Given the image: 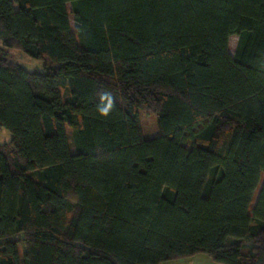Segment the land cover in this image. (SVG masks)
<instances>
[{
	"label": "trees",
	"instance_id": "16d2710c",
	"mask_svg": "<svg viewBox=\"0 0 264 264\" xmlns=\"http://www.w3.org/2000/svg\"><path fill=\"white\" fill-rule=\"evenodd\" d=\"M2 128L0 264H264V0H0Z\"/></svg>",
	"mask_w": 264,
	"mask_h": 264
},
{
	"label": "rangeland",
	"instance_id": "374dc122",
	"mask_svg": "<svg viewBox=\"0 0 264 264\" xmlns=\"http://www.w3.org/2000/svg\"><path fill=\"white\" fill-rule=\"evenodd\" d=\"M68 10L70 12L71 25L75 29V21L72 13L71 3L68 4ZM237 41H238L237 36H232L230 38V50L232 54L235 53ZM2 53L8 61L18 63L27 70H35V69L42 70L45 64L44 59L35 58L18 47L2 46ZM147 121L149 120L146 118V122ZM66 128L70 139L71 149L72 151H76L75 140H74V128L69 125H67ZM146 131L150 134L155 132L156 131L155 123H150L149 125H147ZM10 139H11V132L7 128L0 129V142L1 143L9 142ZM259 189L256 191L254 202L258 196ZM21 248L22 247L20 246L21 257L23 258V252ZM161 264H223V263L214 261L210 257V255L206 253H199L195 257H180V258L164 261Z\"/></svg>",
	"mask_w": 264,
	"mask_h": 264
},
{
	"label": "clouds",
	"instance_id": "9594fccd",
	"mask_svg": "<svg viewBox=\"0 0 264 264\" xmlns=\"http://www.w3.org/2000/svg\"><path fill=\"white\" fill-rule=\"evenodd\" d=\"M102 99H107L108 100V103L105 107L101 108L99 111H100V114L102 116H107L113 106V102H112V99L110 97V94L108 93H105L104 96L102 97Z\"/></svg>",
	"mask_w": 264,
	"mask_h": 264
},
{
	"label": "crops",
	"instance_id": "0c3cea01",
	"mask_svg": "<svg viewBox=\"0 0 264 264\" xmlns=\"http://www.w3.org/2000/svg\"><path fill=\"white\" fill-rule=\"evenodd\" d=\"M198 254H196V255H194V256H191V257H195V256H197Z\"/></svg>",
	"mask_w": 264,
	"mask_h": 264
}]
</instances>
